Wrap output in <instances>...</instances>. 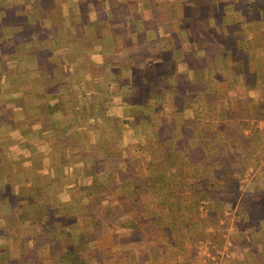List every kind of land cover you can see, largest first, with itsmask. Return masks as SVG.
Returning a JSON list of instances; mask_svg holds the SVG:
<instances>
[{
	"label": "crops",
	"instance_id": "0c3cea01",
	"mask_svg": "<svg viewBox=\"0 0 264 264\" xmlns=\"http://www.w3.org/2000/svg\"><path fill=\"white\" fill-rule=\"evenodd\" d=\"M200 103L224 148L178 145ZM219 253L264 264V0H0V264Z\"/></svg>",
	"mask_w": 264,
	"mask_h": 264
},
{
	"label": "rangeland",
	"instance_id": "374dc122",
	"mask_svg": "<svg viewBox=\"0 0 264 264\" xmlns=\"http://www.w3.org/2000/svg\"><path fill=\"white\" fill-rule=\"evenodd\" d=\"M195 108H198V110L196 111V112H198V117L197 118H195V121H194V126H192L191 125V123L188 125V127H183L182 128V130H185V137H183L181 140H180V142L178 143V145L180 144V145H184V146H187V144L189 145V143L190 142H192V140H194L193 141V143L194 142H197L198 144V146H200V145H203V146H205V145H207V143L208 142H210L211 143V146H216L215 148H217V149H219V147H223L224 148V146H225V142L227 141L226 139H227V136H226V134H224L225 132V127L227 126V122H226V119H224V117H223V114H221V112L219 111V110H216L215 108L213 109V111H207V107H203V105H202V103H200V105L198 106H196L195 105V107H194V109ZM206 108V109H205ZM180 118V117H179ZM238 119V118H237ZM190 122V121H189ZM235 122H236V124L238 123V122H240V121H238V120H235ZM177 125L174 123L173 124V126H172V128L174 127H176ZM180 126H181V124L179 125V128H180ZM191 126V127H190ZM238 126V125H237ZM202 127V132H203V136H199V137H194L192 140H189L190 138L189 137H193L194 135H192L191 133H193L194 132V130L196 129V128H201ZM174 128L173 129H171V132L174 130ZM175 129H177V128H175ZM207 132H209V133H207ZM224 132V133H223ZM171 134V133H170ZM188 138V139H187ZM181 141L182 142H184V143H181ZM203 142H205V143H203ZM196 145V146H197ZM219 151V150H218ZM221 151H223V150H221ZM220 153H218V154H216V157L219 155ZM223 154H224V152H222L220 155L221 156H223ZM220 159V158H219ZM221 164V163H220ZM220 166H222L223 167V165L221 164ZM225 170V169H224ZM240 171V170H239ZM239 171L238 172H236L237 174H239V175H245V174H247L246 173V171H247V169H243V170H241L240 171V173H239ZM227 171L225 172V171H223V169L221 170V172L219 173V174H222V176H221V179L223 180V178H224V176L225 175H227ZM203 174H201V176H202ZM238 175V178L241 180H237V178H236V182L235 183H233V184H231L232 186H231V190H230V192L229 193H231L230 195H231V197H229V199H228V201L230 202V203H237V202H240V201H242L241 203H240V205L242 206V205H245V204H243V202L244 201H248L249 203H250V201H249V199L247 198V197H245L244 195L246 194V186L249 184V183H245V182H243L242 181V179H244V177L243 176H241L242 177V179H241V177ZM218 176V171H217V173H216V177ZM246 176H248V177H250V175H246ZM223 177V178H222ZM218 178V177H217ZM253 203H256L255 201H253L252 202V204ZM203 206H205V205H203ZM236 205L235 204H233V206L232 207H235ZM203 209H206L205 207L203 208ZM220 214V213H219ZM203 216H206V214H202ZM205 246L206 245H204L203 247H202V249H204L205 250ZM209 247H207L206 248V252L207 253H209ZM228 249V248H227ZM216 250H220L219 248H218V246H217V248H216ZM203 251V250H202ZM230 252V251H229ZM223 253H219L217 256L215 255L214 256V264H222L223 263V261L226 259V260H229L232 264L233 263H235V262H233V258H228V257H226V256H224V255H222ZM231 254V253H230ZM212 263V264H213ZM237 263V262H236ZM224 264V263H223ZM237 264H245L244 262L243 263H237Z\"/></svg>",
	"mask_w": 264,
	"mask_h": 264
},
{
	"label": "trees",
	"instance_id": "16d2710c",
	"mask_svg": "<svg viewBox=\"0 0 264 264\" xmlns=\"http://www.w3.org/2000/svg\"><path fill=\"white\" fill-rule=\"evenodd\" d=\"M218 151V150H217ZM216 151V152H217ZM198 152L196 151V154H197ZM204 154V153H203ZM196 157V156H195ZM194 159V158H193ZM220 177V176H219ZM218 179H220V178H218ZM222 217V215L221 214H219L218 212H211L208 216H207V218L206 219H204V222H205V224L207 225L208 223H210L214 228H215V231H213V232H211V233H207L206 235H207V239H212L215 243L217 242V244L219 243V242H221V243H219V245H221L222 244V242H223V238H222V235H223V233H222V231H218V230H216L217 229V227H218V223H219V217Z\"/></svg>",
	"mask_w": 264,
	"mask_h": 264
}]
</instances>
